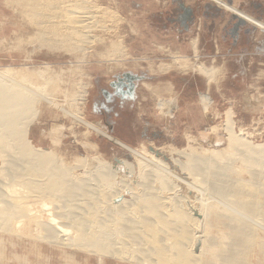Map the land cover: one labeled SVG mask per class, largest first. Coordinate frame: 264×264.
Instances as JSON below:
<instances>
[{
  "label": "bare ground",
  "instance_id": "1",
  "mask_svg": "<svg viewBox=\"0 0 264 264\" xmlns=\"http://www.w3.org/2000/svg\"><path fill=\"white\" fill-rule=\"evenodd\" d=\"M17 1L33 8L37 25L42 24L44 28L43 24L49 23L46 31L45 28L44 31L39 29L44 34L37 32L41 39L48 35L50 39V35L60 38V41L51 39L53 42L46 39L49 47L64 42L73 52L82 51L83 45L91 42L90 33L96 26L94 19L99 17L100 21V17L107 14L103 9H100L103 10L102 16L98 17L100 12L95 13V10L81 11L80 14V1H62L63 9L55 3L60 0H52L54 5L52 1L46 4L50 3L49 0ZM93 2L89 4L94 5ZM84 4L83 7H87V3ZM96 7L92 6V9ZM63 14L68 15L64 18ZM62 17L63 20L57 21ZM44 18L49 21L45 22ZM192 46L196 52V39ZM171 57L173 61L169 66L181 70L191 67L187 56L172 53ZM42 67L36 73L26 66L24 71L18 69L24 73L20 77L16 68L0 69L1 264H8L11 260L32 264L34 258L30 259L29 252L40 256V243L50 249L57 248L64 256L68 254L71 259L66 264L76 262L77 251L97 255L102 261L105 257L113 258L123 264H249L248 250L253 247L257 249L258 257L264 260V234L260 236L257 232L259 229L264 232V144L253 145L245 136H239L245 134L243 131H233L231 113L226 114L224 127L230 143L231 156H228L233 158L236 148L241 150L242 161L248 165L245 177L240 175V169L232 165L231 160L229 163L226 159L218 160L222 155L215 150L197 155L187 150L173 151L171 147V153L183 155L184 161L179 157H174V161L186 176L176 173L168 162L144 146L138 151L129 148L131 153L135 152L136 164L123 160L114 169L94 143L82 142L89 154L81 157L73 153L76 155L69 162L61 154L59 145L44 149L35 146L28 136L39 112L38 103L52 96L50 91L46 93L44 90V83L38 87L29 78L46 82L60 79L58 74L52 79L50 71L54 70L51 64L44 63ZM192 68L206 78L207 84L214 81L216 68L202 63ZM145 86L148 88L147 84ZM81 93L78 95L80 104L84 103L88 92L83 90ZM200 98L207 112L213 99L207 93L200 94ZM49 100L51 104L52 99ZM162 104L164 115H172V108L179 107L177 102L171 100L170 103L168 99ZM76 113L74 118L82 120V114ZM84 124L98 128L94 124ZM55 127L57 130L48 133L53 145L60 141L55 135L59 126ZM201 163H205L204 168ZM121 170L123 173L119 175ZM176 182L184 184L199 196V200L181 195ZM6 235L18 237L32 250L24 256L16 253L8 256L4 244ZM13 244L15 249L17 245Z\"/></svg>",
  "mask_w": 264,
  "mask_h": 264
},
{
  "label": "rangeland",
  "instance_id": "2",
  "mask_svg": "<svg viewBox=\"0 0 264 264\" xmlns=\"http://www.w3.org/2000/svg\"><path fill=\"white\" fill-rule=\"evenodd\" d=\"M16 1L0 0V69L16 68L20 77L24 73L18 69L24 71L26 66L31 71L34 69L36 73L43 68L44 63H49L54 70L50 71L52 79L57 74L60 75L59 80H38L39 84L35 78H29L38 87H42L44 83V90L46 93L51 92L52 96L48 98L54 104H50L49 99H45L47 102L40 100L38 103L39 112L28 134L35 146L50 149L59 145L64 159L71 162L76 155L73 153L81 157L89 154L88 149L81 145L82 142L94 143L102 157L110 161L114 169L123 160L136 164L135 152L131 153L129 148L138 151L144 146L156 157L168 162L170 168L182 176L186 174L175 164L174 157H179L181 161H184V157L173 151L181 149L204 155L215 150L222 155V159L218 160L226 159L227 163L231 160V164L240 169V175L247 176L248 165L242 161L239 154L241 150L234 147L237 157H230V143L226 139L227 131L224 127L226 114L229 112L233 131H243L245 134L239 136H245L253 145L264 144V9L251 8L253 12L260 11L256 18L242 10L249 11L250 8L239 9L233 5L234 0H91L97 5H90L91 1L88 0H71L72 3H82L79 10L77 9L80 14L81 11L95 10V13L100 12L98 17L102 16L103 10L107 12L100 17V21L94 15L97 28L95 26V30L93 28L94 31L90 33L91 42L89 40L90 43L84 44L82 51L73 52L67 49L64 42L60 46L52 43L53 46L50 47L54 48L51 49L47 40L51 42L58 38L50 35L51 40L47 32L44 40L40 37V31H44L47 26L49 28V23L43 24L44 28L42 24H38V27L32 7L24 3L20 5ZM49 1L46 4H51L52 0ZM62 1L65 0L55 2L56 6H63ZM257 1L259 0L254 3ZM85 2L89 9L83 7ZM92 6L98 8L92 9ZM188 6L193 9L190 11ZM62 11L60 9L61 13ZM108 14L110 15L107 18ZM232 14L236 18L233 19ZM63 15L66 18L68 14ZM228 16L232 18L231 23L224 28ZM63 17L57 21L63 20ZM105 17L106 20H103ZM240 18L256 27L254 33L258 37L257 44L253 40L251 46L245 40L235 44L234 37L239 32L240 37L246 39L244 28L247 26L240 22ZM189 20L191 23L185 30L184 25ZM47 21L49 20L46 19L45 22ZM195 39L196 52L192 46ZM251 50L253 57L247 55ZM172 53L187 56L191 67L181 70L169 66L173 61ZM198 63L217 69L213 82L207 84L206 78L192 68ZM48 73L49 71L46 76ZM127 74L137 77L133 80L138 95L137 102L130 112L124 110L118 115L119 119L114 122L117 129H114L115 135L110 126L112 124H108L103 104L128 92ZM83 90L88 93L84 103L80 104L78 95ZM203 93L209 94L213 99L207 112L200 100V94ZM164 99H168L170 103L171 100L178 102L179 107L172 108V115H164L161 108ZM76 112L82 114V120L74 118L73 114ZM84 122L98 128L93 129ZM55 126H59V132L56 131L55 135L60 141L53 145L48 133L57 130ZM201 164L204 168L205 163ZM121 173L123 170L119 175ZM176 183L181 195L199 200V196L193 194L184 184ZM257 232L260 236L264 234L260 229ZM13 243L17 245L15 249L12 247ZM4 244L8 256L13 253L24 256L32 250L30 245L29 247L15 236H4ZM40 245L42 256L29 252L30 259L34 258L32 264H66L71 259L68 254L64 256L55 247L50 249L46 244ZM248 253L249 264H264L255 247L249 248ZM76 254V262H69L70 264H123L108 257L102 261L99 256H91L85 252L77 251ZM9 263L20 264L17 260Z\"/></svg>",
  "mask_w": 264,
  "mask_h": 264
},
{
  "label": "crops",
  "instance_id": "3",
  "mask_svg": "<svg viewBox=\"0 0 264 264\" xmlns=\"http://www.w3.org/2000/svg\"><path fill=\"white\" fill-rule=\"evenodd\" d=\"M255 1L256 0H234L232 4L235 5L236 7H238L239 9L240 8H250L249 11H247L245 9H242V10H244V11H246V12H248V13H250L253 16L256 17V16H258L257 12H260V11L253 12L252 9L253 8H254L253 10H255V8H259L260 10L264 9V0H259L256 3H254ZM188 7H189L190 11L193 9V7L191 8V6H188ZM232 18L234 19V18H236V16L234 14H232ZM232 18L230 16L227 17L226 24H225L224 28L227 27V25L229 23H231L230 19H232ZM239 20H240V22H242V24L244 23L248 28L247 27H246V29L244 28V33H245L244 36H245L246 39H242V36L240 37L241 32H239V34H237L236 37H234L235 44L236 43L238 44V43H240L243 40L249 41L250 42V46H251V40H253L255 42V44H257L258 37H257V34L254 33V30H255L256 27L251 25V24H249V23H247L245 20H243L241 18ZM262 21H264V19ZM189 23H191L190 20L188 21V23H186L184 25L185 26V30H187ZM247 31L249 33H247ZM255 51H256V49H255ZM247 55H249L250 57H253L254 53L251 50L249 53H247ZM128 92H124V94L121 95V96L113 97L111 101H107V103L103 104L104 108H105L108 124L109 125L112 124L110 126H111V128L113 130L116 129L115 126H114V122H117V120L119 119L118 115L122 114V112L124 110L130 112L134 108L135 102H137V96L138 95L135 92V85H134L133 90L132 91H128ZM113 132L116 135L115 130Z\"/></svg>",
  "mask_w": 264,
  "mask_h": 264
},
{
  "label": "water",
  "instance_id": "4",
  "mask_svg": "<svg viewBox=\"0 0 264 264\" xmlns=\"http://www.w3.org/2000/svg\"><path fill=\"white\" fill-rule=\"evenodd\" d=\"M126 76L128 78V81H129V83L126 84L127 87H128V91H132L133 88H134V85H135V83L133 82V80H135L137 77H133V76H131L129 74H127Z\"/></svg>",
  "mask_w": 264,
  "mask_h": 264
}]
</instances>
